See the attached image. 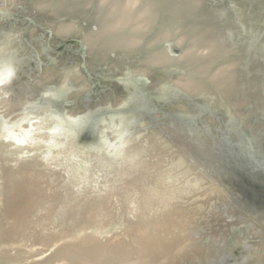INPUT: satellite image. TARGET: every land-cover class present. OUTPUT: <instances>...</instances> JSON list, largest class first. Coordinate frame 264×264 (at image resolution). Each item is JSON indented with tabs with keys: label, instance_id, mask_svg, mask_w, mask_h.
I'll list each match as a JSON object with an SVG mask.
<instances>
[{
	"label": "water",
	"instance_id": "1",
	"mask_svg": "<svg viewBox=\"0 0 264 264\" xmlns=\"http://www.w3.org/2000/svg\"><path fill=\"white\" fill-rule=\"evenodd\" d=\"M0 264H264V0H0Z\"/></svg>",
	"mask_w": 264,
	"mask_h": 264
}]
</instances>
